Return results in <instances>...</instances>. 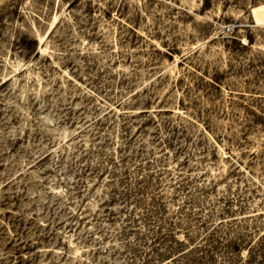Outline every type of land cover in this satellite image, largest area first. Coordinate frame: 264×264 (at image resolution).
Segmentation results:
<instances>
[{
    "label": "rangeland",
    "instance_id": "1",
    "mask_svg": "<svg viewBox=\"0 0 264 264\" xmlns=\"http://www.w3.org/2000/svg\"><path fill=\"white\" fill-rule=\"evenodd\" d=\"M263 25L264 0H0V264H264Z\"/></svg>",
    "mask_w": 264,
    "mask_h": 264
},
{
    "label": "built area",
    "instance_id": "2",
    "mask_svg": "<svg viewBox=\"0 0 264 264\" xmlns=\"http://www.w3.org/2000/svg\"><path fill=\"white\" fill-rule=\"evenodd\" d=\"M235 27H236L235 22L233 24L223 25L220 28V32H222V33H229V32H232L235 29Z\"/></svg>",
    "mask_w": 264,
    "mask_h": 264
}]
</instances>
